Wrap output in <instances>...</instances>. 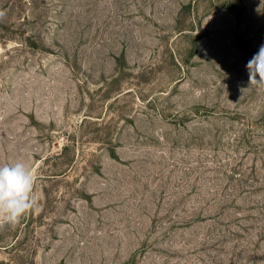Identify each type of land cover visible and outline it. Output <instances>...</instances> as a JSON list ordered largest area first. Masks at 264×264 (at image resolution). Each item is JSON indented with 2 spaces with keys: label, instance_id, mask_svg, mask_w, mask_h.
I'll use <instances>...</instances> for the list:
<instances>
[{
  "label": "rangeland",
  "instance_id": "1",
  "mask_svg": "<svg viewBox=\"0 0 264 264\" xmlns=\"http://www.w3.org/2000/svg\"><path fill=\"white\" fill-rule=\"evenodd\" d=\"M262 44L264 0H0V164L41 207L0 264H264Z\"/></svg>",
  "mask_w": 264,
  "mask_h": 264
},
{
  "label": "clouds",
  "instance_id": "2",
  "mask_svg": "<svg viewBox=\"0 0 264 264\" xmlns=\"http://www.w3.org/2000/svg\"><path fill=\"white\" fill-rule=\"evenodd\" d=\"M246 69L249 88L264 89V44L248 61ZM37 179L35 170L23 160L0 164V227L15 226L26 214L41 211Z\"/></svg>",
  "mask_w": 264,
  "mask_h": 264
}]
</instances>
